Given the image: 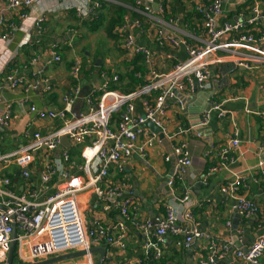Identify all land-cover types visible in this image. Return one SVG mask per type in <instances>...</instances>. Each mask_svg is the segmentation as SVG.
I'll use <instances>...</instances> for the list:
<instances>
[{"label": "built area", "instance_id": "2783aa9c", "mask_svg": "<svg viewBox=\"0 0 264 264\" xmlns=\"http://www.w3.org/2000/svg\"><path fill=\"white\" fill-rule=\"evenodd\" d=\"M4 5L0 9V42L10 41L13 31L18 28V22L8 17L13 14L17 20L27 17L25 11L37 0H0ZM184 4L193 5L195 11L203 12L202 37L189 33L187 24L181 26L182 17H172L171 0H137L136 10L151 18L158 14L160 18L168 11L167 21L154 18L148 27L139 20H127L121 27V47L125 53L122 58L127 62L135 56H142L148 64L145 75L137 74L144 80V84L129 93L109 89L108 80H103L97 88L89 91L81 90L79 74L82 68L80 58L74 60L70 70L74 85L64 96L63 107L59 110H41L33 105L29 113L37 119L62 120L63 124L53 132H29L26 142L18 148L7 152L0 151L2 168L11 164L19 168L20 175L25 181L27 191L22 196H14L8 188L11 179L0 178V194H5L11 201L4 202L6 211L0 210V264H5L9 242L11 239L12 223L17 229L15 256L21 264L47 259L52 256L85 250L84 258L92 261L88 249L91 246L105 247V259L110 261L113 251L123 249L127 244V224L131 217L134 198L123 196L126 187L125 181L118 178L112 180L111 169L116 174H123L127 160L134 152L144 157L150 148L157 142H162L158 134L151 130L149 123L158 128V133L166 136L165 115L168 110V101L177 100L178 95L197 90H208L211 87L212 68L219 63H228L234 67L247 70H264V0H183ZM228 2L231 10L225 11L223 5ZM98 0H92L88 5L79 4L74 8L77 16L93 15ZM45 16L39 17L35 24L40 27ZM152 22H169V32L159 27H150ZM179 24V25H178ZM152 29V30H151ZM183 29L184 36L181 35ZM136 31L151 36L152 43L170 50L182 49L186 58L178 59L170 56V68L158 71L152 64L154 52L136 41ZM53 58L59 57L52 52ZM1 65V64H0ZM105 76V72L101 74ZM116 77L114 76L113 79ZM5 80L10 82L12 89L19 85L12 74H7ZM36 83L28 87L35 88ZM1 88V86H0ZM28 92V91H27ZM83 97L85 112L78 119L67 120L73 104L79 97ZM27 97L21 102L24 104ZM136 101L142 106V113H133V104ZM210 110H220L219 104H211L201 121L194 126L176 128V131L165 139L172 142L170 151L163 156L173 166L172 176L168 183L182 179L186 168L191 165V154L187 141L183 136L195 130L196 127L207 123ZM118 112L116 124L111 123L112 114ZM225 112H220L223 115ZM13 120L12 110L7 104L0 112V131L10 127ZM199 135V134H197ZM67 136L68 140L82 145L80 156L83 163L76 165L74 171L65 166L58 169L51 161V154L59 149V139ZM239 147L237 133L230 135L229 142L220 150L219 163L209 167L208 174L226 168L232 159L229 155L233 149ZM40 153V156L37 155ZM64 160L69 158L67 149L61 150ZM39 158L42 167L39 168L40 186L35 188L32 184L34 159ZM71 169V168H70ZM58 175L55 188L45 193L47 184L54 175ZM244 182L243 174H234L221 186V191L235 199L237 212L248 218L257 214L256 203L245 195L238 193L237 188ZM89 193L92 209L99 208L101 212L108 213L116 209L123 221L109 223L97 214L91 215L88 220L79 210L78 194ZM44 195V196H43ZM43 196V197H41ZM134 209V207H133ZM163 216L147 218L142 222H135L143 231L146 238L145 254L153 260L161 255V244L164 237L171 231L182 234L177 241L179 246L189 247L193 243H205L207 255L204 264H215V259L221 251L210 232L198 231L176 225L178 219L174 208L166 206ZM186 219H192V213H184ZM153 232L155 239L148 236ZM264 252V236L256 239L249 247L235 252L242 264H263L261 255ZM139 264H147L141 261Z\"/></svg>", "mask_w": 264, "mask_h": 264}, {"label": "crops", "instance_id": "0c3cea01", "mask_svg": "<svg viewBox=\"0 0 264 264\" xmlns=\"http://www.w3.org/2000/svg\"><path fill=\"white\" fill-rule=\"evenodd\" d=\"M91 1L37 0L25 10L27 17L24 19L17 20L13 14H8V17L18 22L19 25L13 31L10 41L0 42V112L9 104L14 120L10 127L0 131L1 152H7L23 145L29 132L38 130L53 132L63 124L62 120L57 119H37L29 113V108L33 105L41 110L55 111L63 107L64 96L72 82L70 70L76 58L83 57L86 65L87 62L95 59V68L91 70L89 80L88 75L85 74L81 78L83 72L81 68L79 78L82 94L91 88H97L103 80H108L109 84L110 82L116 84L117 72L123 73V69L118 67L122 57L120 58L113 41L104 39L106 44L109 43L114 56L111 60H104L103 63L94 45L95 32L90 31V25L84 24L82 20H91L92 15L77 16L74 10L79 4L88 5ZM111 1L119 2V0ZM177 2L178 0H171V5H175L178 12L181 7ZM186 4L182 9L187 6ZM3 5L4 3L0 2V9ZM229 5L225 2L223 5L225 11L232 9ZM189 8L191 10L185 15L186 19L182 20L181 26L187 24L190 28L189 33L202 37L203 12L199 18L196 17L195 13L198 11H195L193 5ZM155 14H152L151 18L143 14L147 19L145 27H148L156 18ZM41 16H45V19L38 27L35 22ZM171 25L169 22H152L150 27H159L169 32ZM181 35L184 36L183 29ZM136 41L139 45L153 50L155 56L152 64L160 72L171 66L170 59L166 58L170 55L169 53H173L170 56L178 59L186 58L182 49L177 51L154 45L150 34L148 36L136 31ZM26 45L28 48H25ZM83 48L86 50L82 54ZM24 49H27L26 52ZM52 52L59 57V60L53 58ZM97 60L100 64H96ZM135 61L145 68V75L149 66L144 62L143 57L139 55ZM103 72H105L104 77L101 75ZM7 74H12L14 80L19 82L16 88L12 89L10 82L5 80ZM114 76L115 79H113ZM142 81L144 84L143 79ZM35 83V88L28 89ZM210 83L211 87L208 90L198 89L196 93L191 90L181 94L177 100L168 101V110L165 115L166 136L162 132V137L158 136L159 139L172 135L178 127L186 128L197 125L203 118V113L207 111L202 108L207 105L208 94L211 95L209 108L212 103L220 105L219 111L210 110L205 125L196 127L195 130L182 137L187 141L191 154V165L186 168L182 179L174 180L171 185L168 183L172 176L173 166L171 162L165 161L163 156L170 151L172 142L169 141V145L165 138L150 148L144 157L134 152L127 160L123 174H116L111 169L112 180L122 178L125 181L123 196H132L134 206L130 209L133 220L126 222L127 244L123 249L113 251L110 261L104 259L105 264H139L141 261L147 263L144 260L147 255L144 248L147 237L135 222L139 223L147 218L163 216L166 206L176 210L177 226L212 234L217 247L222 250L221 255L215 259V264H242L235 252L246 249L256 239L264 236V70H247L228 63H219L212 68ZM109 89L120 91L117 87H109ZM82 94L66 116L67 120L78 119L84 114ZM24 97H27V101L22 104L21 100ZM220 112L225 113L221 115ZM133 113L135 115L142 113L140 102L136 101L133 104ZM113 115L114 113L111 123L116 124L117 119H113ZM234 132L237 133L239 147L229 153L232 159L226 168L208 174L209 167L219 163L220 150L229 142L230 135ZM60 139V147L54 153L52 152L51 161L54 166L60 165L58 168L60 170L65 166L68 170L74 171L75 167L70 166L72 162L76 165L83 163L80 156L82 145L72 143L67 138L69 146L66 147L61 145ZM62 149L69 151V158L66 160L61 156ZM37 155L40 156V153ZM33 163L35 171L32 184L38 189L40 186L39 168L42 167L43 162L41 163L37 157ZM237 173H242L244 178L241 185L245 188L241 190V194L254 201L258 208L257 214L248 218L237 212L235 199L220 189L226 179L233 178ZM2 176L11 179L8 188L14 196H22L27 191L25 181L16 165L11 164L2 168L0 163V178ZM58 180L61 178L55 174L48 182L45 193L51 192ZM90 198L89 193L78 194L79 210L83 217L88 220L92 214H97L109 223L120 221L116 209L103 213L99 208L92 209L90 205H85ZM11 200L12 198L7 195L0 194V206L4 207V202ZM186 211L192 213V219L184 217ZM148 237L151 240L155 239L153 232H150ZM181 238L182 234L179 233L169 231L166 234L161 244L162 258H160L164 260L163 264H204L207 255L205 243L196 242L189 247L179 246L177 241ZM84 256L85 254L55 264H68L74 259H85ZM90 256L95 264L97 254H90ZM261 261L264 264V252L261 255ZM12 264H21V260L15 254Z\"/></svg>", "mask_w": 264, "mask_h": 264}, {"label": "trees", "instance_id": "16d2710c", "mask_svg": "<svg viewBox=\"0 0 264 264\" xmlns=\"http://www.w3.org/2000/svg\"><path fill=\"white\" fill-rule=\"evenodd\" d=\"M136 1L137 0H119L120 3H115L111 0H98V6L95 7V12L91 17L92 19H82L84 24L90 25L89 30L95 32L94 35L101 34L106 41H113L116 50H118L120 54V58L123 57L125 53L124 49L121 47V44H119V41L122 40L121 27L123 26V24L127 22V20H139L143 25L147 23V19L145 18V16L136 10ZM182 7L183 6L181 5V9ZM171 12H175L172 7ZM167 13L168 11L165 10V16H167ZM195 14L196 17L200 18L201 12H196ZM99 28H101V30H98ZM25 48H28V45H26ZM24 50L26 52L27 49ZM85 50L86 48H83L82 54L83 52H85ZM137 57L138 56H135V58L130 62H127L126 60H124V58H121L118 67H121L123 69V73L117 72L118 79L115 81L116 84H112L110 82L109 87H117L121 92L129 93L131 91H134L136 87L140 86L143 83L142 78L137 77V74L139 73L141 75H144L145 68L141 63L135 61ZM81 58V62H83V72L81 74V78L82 75L85 74L88 75L89 80V78H91L90 72L93 68H95V59L91 60L89 63L87 62L86 65V61L83 59V57ZM123 64L125 66H123ZM9 66L12 65L9 64ZM108 75H110V73H108ZM73 85L74 80L72 79L71 86L69 88H71ZM113 119H118V113H114ZM243 188H245V186H239L237 188V192L241 193V190ZM161 258H159L158 260H153L148 254L144 258V260L147 262V264H163L164 260H162Z\"/></svg>", "mask_w": 264, "mask_h": 264}, {"label": "water", "instance_id": "95a60500", "mask_svg": "<svg viewBox=\"0 0 264 264\" xmlns=\"http://www.w3.org/2000/svg\"><path fill=\"white\" fill-rule=\"evenodd\" d=\"M96 64H100V61L97 60L96 61ZM97 81V80H95ZM193 93H196L197 92V89L194 88L193 90ZM178 97H180V95H178ZM211 95L208 94V100H207V105L205 107L202 108V110H208L209 109V106H210V103H211ZM149 128L151 130H153L155 133L158 134L159 138L162 137V134L161 133H158V128L154 127L153 124L149 123L148 124ZM60 143L61 145L63 146H69V142L67 140V137L66 136H62L61 139H60ZM6 207L4 206H0V210L1 211H6ZM121 221H123V218L120 216L119 218ZM16 226L14 223H12V231H11V239H10V242H9V246H8V251H7V255H6V260H5V264H12V260H13V257H14V252H15V246H16ZM88 252L90 254H97V258L95 260V264H105V252H106V249L104 246L102 245H99V246H91L89 249H88ZM85 254V250H77V251H72V252H67V253H64V254H60V255H56V256H52V257H49L48 259H45V260H40V261H35L34 263H25V264H55L59 261H63V260H67V259H71V258H78V257H81Z\"/></svg>", "mask_w": 264, "mask_h": 264}, {"label": "rangeland", "instance_id": "374dc122", "mask_svg": "<svg viewBox=\"0 0 264 264\" xmlns=\"http://www.w3.org/2000/svg\"><path fill=\"white\" fill-rule=\"evenodd\" d=\"M177 3L180 4V7H181V5L185 6L183 0H178ZM186 5H187L186 7H184L182 10L180 9V11H178V12H177L176 6L171 5L172 9L175 12H171L170 16H172L174 18L175 17L185 18V15L188 14L191 10L189 8V4H186ZM176 13H178V14H176ZM154 17H156L157 19H163V20L167 21L169 18V15L168 14H167V16L163 15V17L160 18L157 14H155ZM192 20H193V18H192ZM94 37L96 38L94 41V45H95L96 49L98 50V55L100 56V59L102 60V62L104 63V60H107V59L111 60L114 56V53L110 49L109 43L106 44V41L104 40V38L101 34L94 35ZM119 42H121V41H119ZM68 264H93V262L92 261L89 262L86 259H80V260L74 259V260L70 261V263H68Z\"/></svg>", "mask_w": 264, "mask_h": 264}]
</instances>
